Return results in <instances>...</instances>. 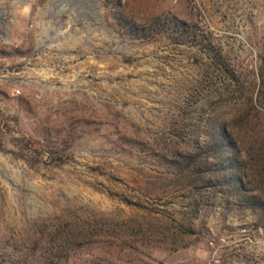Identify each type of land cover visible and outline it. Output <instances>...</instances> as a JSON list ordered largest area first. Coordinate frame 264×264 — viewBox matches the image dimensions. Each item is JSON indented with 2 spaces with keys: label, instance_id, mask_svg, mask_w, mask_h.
Listing matches in <instances>:
<instances>
[{
  "label": "rangeland",
  "instance_id": "374dc122",
  "mask_svg": "<svg viewBox=\"0 0 264 264\" xmlns=\"http://www.w3.org/2000/svg\"><path fill=\"white\" fill-rule=\"evenodd\" d=\"M120 1L194 43L132 38L103 0H0V264H264L256 213L162 187L194 126L255 101L264 0Z\"/></svg>",
  "mask_w": 264,
  "mask_h": 264
},
{
  "label": "trees",
  "instance_id": "16d2710c",
  "mask_svg": "<svg viewBox=\"0 0 264 264\" xmlns=\"http://www.w3.org/2000/svg\"><path fill=\"white\" fill-rule=\"evenodd\" d=\"M103 1L115 25L132 38L149 40L153 34H166L174 44L194 43V30L176 16L161 15L139 26L124 15L120 0ZM212 60L220 71L233 76L220 53L212 54ZM256 106L264 109V74L259 75L258 94L249 111L231 123L216 115L209 118L202 128L194 126L193 144L172 148L163 156L169 171L162 187L187 190L230 210L250 209L257 214L256 226L264 230V114Z\"/></svg>",
  "mask_w": 264,
  "mask_h": 264
}]
</instances>
